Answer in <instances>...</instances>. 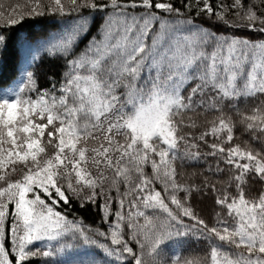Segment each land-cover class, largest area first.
<instances>
[{
	"label": "snow or ice",
	"instance_id": "6c2138e0",
	"mask_svg": "<svg viewBox=\"0 0 264 264\" xmlns=\"http://www.w3.org/2000/svg\"><path fill=\"white\" fill-rule=\"evenodd\" d=\"M9 55L0 264H264V0L0 3Z\"/></svg>",
	"mask_w": 264,
	"mask_h": 264
},
{
	"label": "trees",
	"instance_id": "16d2710c",
	"mask_svg": "<svg viewBox=\"0 0 264 264\" xmlns=\"http://www.w3.org/2000/svg\"><path fill=\"white\" fill-rule=\"evenodd\" d=\"M17 0H0V3L3 4H9V3H15ZM228 3H231V0H227ZM27 28H30L32 30H39L41 25L35 22H29L26 26ZM232 31H236L237 33H243L248 34L249 30L246 29H233ZM12 70V57L9 55V57L6 60L0 61V76H7ZM193 169H188L187 171L191 172ZM198 170V169H197ZM211 200H204L200 203V208L202 210V214L207 216L208 212L211 209ZM86 217V222L92 223L94 220L97 219L94 212H88V213H82ZM192 257H201L206 258V249H203L202 247H197L195 244L193 245V249L190 253Z\"/></svg>",
	"mask_w": 264,
	"mask_h": 264
}]
</instances>
